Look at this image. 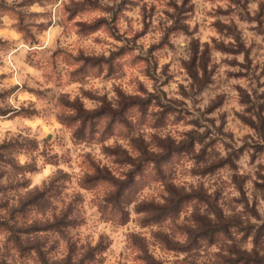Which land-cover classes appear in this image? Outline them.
<instances>
[{
  "label": "clouds",
  "instance_id": "9594fccd",
  "mask_svg": "<svg viewBox=\"0 0 264 264\" xmlns=\"http://www.w3.org/2000/svg\"><path fill=\"white\" fill-rule=\"evenodd\" d=\"M0 264H264V0H0Z\"/></svg>",
  "mask_w": 264,
  "mask_h": 264
}]
</instances>
